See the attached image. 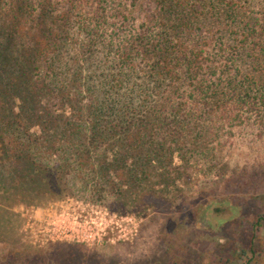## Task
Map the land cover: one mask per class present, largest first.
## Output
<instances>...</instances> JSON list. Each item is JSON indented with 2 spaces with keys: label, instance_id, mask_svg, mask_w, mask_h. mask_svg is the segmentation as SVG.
I'll return each instance as SVG.
<instances>
[{
  "label": "trees",
  "instance_id": "trees-1",
  "mask_svg": "<svg viewBox=\"0 0 264 264\" xmlns=\"http://www.w3.org/2000/svg\"><path fill=\"white\" fill-rule=\"evenodd\" d=\"M247 125L264 136V0H0L4 204L42 200L65 169L84 190L112 169L133 187L201 164L209 177ZM231 223L264 215L219 231ZM233 242L226 262L255 249Z\"/></svg>",
  "mask_w": 264,
  "mask_h": 264
},
{
  "label": "rangeland",
  "instance_id": "rangeland-1",
  "mask_svg": "<svg viewBox=\"0 0 264 264\" xmlns=\"http://www.w3.org/2000/svg\"><path fill=\"white\" fill-rule=\"evenodd\" d=\"M233 136L209 177L201 164L180 170L170 186L158 177L133 187L112 169V179L84 190L71 187L65 169L38 202L9 206L0 192V226L8 233L0 231V264H264V224L219 231L245 212L264 215V173L253 176L263 169L264 136L251 125ZM238 233L254 236L255 249L226 262L219 250H229Z\"/></svg>",
  "mask_w": 264,
  "mask_h": 264
}]
</instances>
